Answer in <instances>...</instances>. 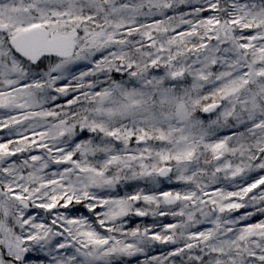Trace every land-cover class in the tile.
Returning a JSON list of instances; mask_svg holds the SVG:
<instances>
[{
    "label": "trees",
    "instance_id": "obj_1",
    "mask_svg": "<svg viewBox=\"0 0 264 264\" xmlns=\"http://www.w3.org/2000/svg\"><path fill=\"white\" fill-rule=\"evenodd\" d=\"M0 13V195L19 264H264V0ZM35 24L73 33L70 55H16L9 30Z\"/></svg>",
    "mask_w": 264,
    "mask_h": 264
},
{
    "label": "rangeland",
    "instance_id": "obj_2",
    "mask_svg": "<svg viewBox=\"0 0 264 264\" xmlns=\"http://www.w3.org/2000/svg\"><path fill=\"white\" fill-rule=\"evenodd\" d=\"M5 14V12H4ZM3 14L0 13V23L2 22V17ZM12 24H18V23H12ZM36 27H42L47 30L42 24H35L27 27H22L20 30H18V27L16 26L15 29L9 30V33L7 38H12L15 35H18L20 33L26 32L28 30H31L32 28ZM5 28H7L6 24H0V30L4 31ZM73 33L67 34L65 37H59V36H54L49 33V43H53L56 45L57 49L55 53L53 54H65L66 56L70 55V52L72 50L71 47V41L73 40ZM1 42V41H0ZM2 49L0 53H7L8 50L5 49V46L2 44ZM12 49V48H11ZM14 52V51H13ZM25 60V59H23ZM27 61V60H25ZM29 62V61H27ZM31 63V62H29ZM203 83V82H202ZM206 82H204V85L206 86ZM240 91H237L239 93ZM249 98V99H248ZM246 101L247 102H252L251 96L246 94ZM218 105V104H214ZM210 106V105H208ZM207 107V106H206ZM205 108V107H204ZM202 108V110L204 109ZM225 112V110L223 111ZM226 115V114H225ZM216 148L219 147L218 145H215ZM1 152V151H0ZM10 216H11V210L9 206V202H7L2 196L0 195V264H19L21 260L23 259V248H22V241L21 239L13 235L11 232V221H10Z\"/></svg>",
    "mask_w": 264,
    "mask_h": 264
},
{
    "label": "water",
    "instance_id": "obj_3",
    "mask_svg": "<svg viewBox=\"0 0 264 264\" xmlns=\"http://www.w3.org/2000/svg\"><path fill=\"white\" fill-rule=\"evenodd\" d=\"M49 33L42 27L32 28L26 32L15 35L10 38L9 45L12 50L20 58L31 63L38 61L41 55L52 54L56 52V45L48 42ZM218 108V105H210L205 107L202 115H209ZM170 173V168L167 166L161 167L157 171V176L161 179L166 178Z\"/></svg>",
    "mask_w": 264,
    "mask_h": 264
},
{
    "label": "flooded vegetation",
    "instance_id": "obj_4",
    "mask_svg": "<svg viewBox=\"0 0 264 264\" xmlns=\"http://www.w3.org/2000/svg\"><path fill=\"white\" fill-rule=\"evenodd\" d=\"M9 40H10V38H9ZM9 43V42H8Z\"/></svg>",
    "mask_w": 264,
    "mask_h": 264
}]
</instances>
